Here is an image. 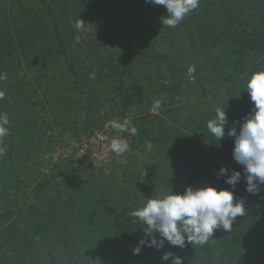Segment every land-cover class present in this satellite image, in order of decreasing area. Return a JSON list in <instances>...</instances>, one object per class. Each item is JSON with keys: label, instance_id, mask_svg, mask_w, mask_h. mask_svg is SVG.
<instances>
[{"label": "trees", "instance_id": "16d2710c", "mask_svg": "<svg viewBox=\"0 0 264 264\" xmlns=\"http://www.w3.org/2000/svg\"><path fill=\"white\" fill-rule=\"evenodd\" d=\"M166 16L164 6L145 0H0V114L10 121L0 142V264H171L165 252L184 264H264V184L256 195L245 190L227 136L252 110L248 79L264 71V0H200L175 28L163 25ZM79 19L86 25L77 30ZM210 84L221 98L180 103ZM104 96L119 118L138 111L130 121L147 159L130 158L112 188L89 161L43 167L34 153L53 151L55 138L43 126L66 131L77 106L89 114ZM218 107L228 117L219 141L207 129ZM221 167L241 173L234 189ZM205 186L243 202L245 215L231 231L214 230L202 247L165 241L133 253L151 239L134 210Z\"/></svg>", "mask_w": 264, "mask_h": 264}, {"label": "clouds", "instance_id": "9594fccd", "mask_svg": "<svg viewBox=\"0 0 264 264\" xmlns=\"http://www.w3.org/2000/svg\"><path fill=\"white\" fill-rule=\"evenodd\" d=\"M146 3L162 5L167 16L162 18L164 26L175 28L187 15L198 8L200 0H145ZM85 22L79 19L75 28L85 27ZM3 77H0L2 79ZM246 90L254 102L251 112L240 124L239 132L235 127L229 129L228 137H234L233 158L243 166L246 180V191L252 195L259 192V185L264 184V71L253 73L246 83ZM4 93L0 91V99ZM162 101L156 100L154 107L159 109ZM213 119L207 122V129L219 141L226 135L225 126L228 117L225 110L219 107L215 110ZM10 121L6 114H0V142L9 133ZM111 126L118 132L128 131L135 135L137 129L131 121L122 123L112 121ZM108 146L111 151L120 155L127 151L128 144L121 138L109 139ZM6 151V146L0 147V154ZM218 175L226 177V183L235 188L241 180V173L225 167L219 169ZM235 201V202H234ZM131 215L145 224L146 236L151 239H141L139 245L133 248L134 254H139L141 246L161 249L165 241L170 245L183 249L186 244L203 246L213 239L214 230L231 231L238 216L245 215V206L239 199H235L234 192L213 186L198 189L186 188L183 194H167L162 198L149 199L147 203ZM155 233L159 234L157 239ZM171 258V264H184L183 258L165 252L163 261Z\"/></svg>", "mask_w": 264, "mask_h": 264}, {"label": "rangeland", "instance_id": "374dc122", "mask_svg": "<svg viewBox=\"0 0 264 264\" xmlns=\"http://www.w3.org/2000/svg\"><path fill=\"white\" fill-rule=\"evenodd\" d=\"M195 74V69L191 67L188 70L187 77L190 79L191 83L196 86L198 83L196 81ZM219 91H221L220 87H217L214 84H210V86L207 85V90L204 92H199L198 88H195L194 90L190 91L191 93H184V95L180 99V103L182 105L188 106L190 102L194 101V99L197 100L198 97L202 98L201 101L209 100L215 95H218L221 98V95H219ZM221 93L223 95L222 91ZM104 99L105 100H101L98 103V108H95V110H93L89 114L87 113L86 109L80 108V105L77 106L76 116L75 118H73L72 122V128L66 131L62 132L56 128L43 126L42 130L47 129L49 133L55 134V138L52 139L53 151L49 150L48 153L38 151L34 153V156L43 167H45V165L49 162L59 161L63 163L64 160H66V163L70 162L73 166L82 164L83 161H89L90 169L93 170V172L102 170V175L104 174L110 177L107 180L110 187L112 188L111 184H113V177L122 168L130 166V158L135 162H143L147 159L148 156H146L145 148H143L144 144L136 147L135 140H139L138 136H134L128 131L118 132L111 126L112 121H118L122 123L125 119L130 121L136 118V115L139 114L137 113L138 111L134 110L132 113L133 115L127 114L129 116L128 118H119V109L113 104L115 101L110 100V98L107 96H104ZM153 112L155 114H158V111ZM88 118H91V121H88L90 125L85 123ZM137 118H140V116H137ZM87 125H89V127H86ZM91 131L93 133L89 135ZM95 132H101L109 139L116 137L123 139L128 144L127 151L123 154L118 155L115 152L111 151L109 146H107L106 149H103L101 147L93 145V149L90 150L87 157L80 156V148L84 143L92 139ZM187 132L190 134V131ZM46 143L47 142H45L41 147L47 146ZM133 158L136 159L134 160Z\"/></svg>", "mask_w": 264, "mask_h": 264}, {"label": "built area", "instance_id": "2783aa9c", "mask_svg": "<svg viewBox=\"0 0 264 264\" xmlns=\"http://www.w3.org/2000/svg\"><path fill=\"white\" fill-rule=\"evenodd\" d=\"M106 135H104L101 132H95L94 136L92 139L86 143L83 144V146L79 150V155L84 157L88 156L90 150L93 149V145H96L98 147H101L103 149H106L108 146V141L104 139Z\"/></svg>", "mask_w": 264, "mask_h": 264}]
</instances>
